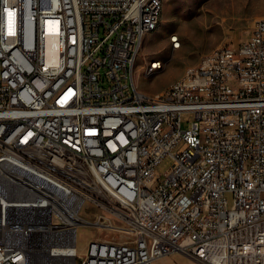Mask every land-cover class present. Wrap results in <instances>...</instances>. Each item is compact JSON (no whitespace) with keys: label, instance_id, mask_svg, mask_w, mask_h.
Masks as SVG:
<instances>
[{"label":"built area","instance_id":"2783aa9c","mask_svg":"<svg viewBox=\"0 0 264 264\" xmlns=\"http://www.w3.org/2000/svg\"><path fill=\"white\" fill-rule=\"evenodd\" d=\"M162 8L0 0V264H264V19L150 96ZM81 226L114 234L79 256Z\"/></svg>","mask_w":264,"mask_h":264},{"label":"rangeland","instance_id":"374dc122","mask_svg":"<svg viewBox=\"0 0 264 264\" xmlns=\"http://www.w3.org/2000/svg\"><path fill=\"white\" fill-rule=\"evenodd\" d=\"M260 19H264V0H163L160 24L144 37L133 69L136 89L150 96L160 94L217 47L229 45L236 48L249 37L254 23ZM173 33L178 35V49H172L168 41ZM151 61L160 62V70L149 73L146 67ZM170 164L167 157L158 172L162 174ZM91 209L86 203L80 217L92 220ZM112 225L123 226V223L113 220ZM112 234L97 228L78 227V255H84L90 241L109 238ZM119 238L122 237L119 235ZM173 263L190 264V261L180 255H171L154 264Z\"/></svg>","mask_w":264,"mask_h":264},{"label":"bare ground","instance_id":"6f19581e","mask_svg":"<svg viewBox=\"0 0 264 264\" xmlns=\"http://www.w3.org/2000/svg\"><path fill=\"white\" fill-rule=\"evenodd\" d=\"M163 1V0H162ZM148 5H157V0H148ZM161 11L162 9H156L155 10V19H158V26L160 24V19H161ZM158 27H155V25H148V32L149 34L154 32ZM172 35L169 36V38H171ZM169 44L171 46L172 49H178L179 48V40H178V44L177 46H175V42L174 40L168 39ZM154 62H158V61H154ZM135 64H130V71H133ZM149 73H152L153 71L157 70V69H147ZM190 74V69L187 70V72L185 73V75L180 79V80H185L186 75ZM165 91V90H164Z\"/></svg>","mask_w":264,"mask_h":264}]
</instances>
